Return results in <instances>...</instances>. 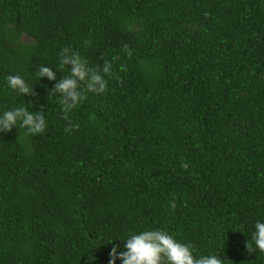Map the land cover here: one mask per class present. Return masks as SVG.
<instances>
[{
    "label": "trees",
    "instance_id": "16d2710c",
    "mask_svg": "<svg viewBox=\"0 0 264 264\" xmlns=\"http://www.w3.org/2000/svg\"><path fill=\"white\" fill-rule=\"evenodd\" d=\"M65 46L113 64L67 115L35 75ZM41 105L44 134L0 133V264H108L151 228L264 264V0H0V112Z\"/></svg>",
    "mask_w": 264,
    "mask_h": 264
},
{
    "label": "clouds",
    "instance_id": "9594fccd",
    "mask_svg": "<svg viewBox=\"0 0 264 264\" xmlns=\"http://www.w3.org/2000/svg\"><path fill=\"white\" fill-rule=\"evenodd\" d=\"M84 43L87 45L90 41L85 40ZM124 50L131 55L127 45H124ZM65 67L68 74L60 78H57V69L45 64H38L35 71L40 80L46 77L55 81L51 90L56 93L57 103L65 115L75 109L87 93L103 94L108 88L106 77L113 74L112 62L105 60L101 66L93 68L79 51L70 46L63 47L59 52V68ZM6 81L9 88L24 96L34 94L33 88L30 89L20 75H8ZM29 104L33 105L31 102ZM14 127L24 128L26 134H44L47 123L43 105L39 110L14 106L0 112V133L11 132ZM181 166L187 168L188 165L184 163ZM171 206L174 208L175 204ZM116 240L123 242V248L113 244L108 264H116L118 259L120 264H223V259L216 254L194 255L190 242H181L173 234L160 228L133 232ZM251 241L259 251L264 252V221L255 222ZM245 243L249 251L252 244L249 240Z\"/></svg>",
    "mask_w": 264,
    "mask_h": 264
}]
</instances>
